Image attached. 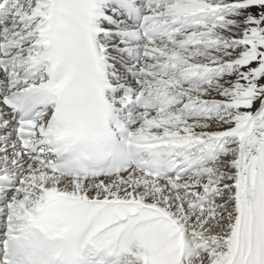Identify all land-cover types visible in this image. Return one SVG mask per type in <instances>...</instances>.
Listing matches in <instances>:
<instances>
[{"label": "snow or ice", "instance_id": "6c2138e0", "mask_svg": "<svg viewBox=\"0 0 264 264\" xmlns=\"http://www.w3.org/2000/svg\"><path fill=\"white\" fill-rule=\"evenodd\" d=\"M0 264H264V0H0Z\"/></svg>", "mask_w": 264, "mask_h": 264}]
</instances>
